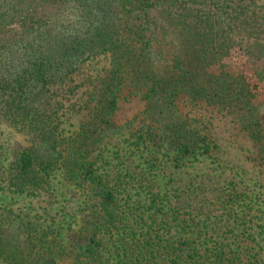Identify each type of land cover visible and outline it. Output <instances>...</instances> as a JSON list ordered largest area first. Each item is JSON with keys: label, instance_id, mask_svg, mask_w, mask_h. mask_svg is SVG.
Returning <instances> with one entry per match:
<instances>
[{"label": "trees", "instance_id": "trees-1", "mask_svg": "<svg viewBox=\"0 0 264 264\" xmlns=\"http://www.w3.org/2000/svg\"><path fill=\"white\" fill-rule=\"evenodd\" d=\"M238 36L249 40V54L264 57L263 4L0 0V123L11 125L28 140L12 149L5 170L0 165V184L33 194L47 188V175L60 166L63 177L81 187L90 207L89 223L77 243L61 247L53 246L43 230L33 229L31 220L23 219L19 211L2 208L0 257L6 264H61L64 258L70 259L67 264H94L101 233L111 232L121 220V204L115 185L102 176L90 156L110 130H120L112 116L124 86L145 100L142 112L147 120L134 135L155 152H171L175 165L210 150L198 120L176 105L180 95L206 100L230 113L252 140L254 158L264 163V127L253 102L255 87L242 74L208 70L225 57ZM98 54H108L109 65L87 90L88 117L66 135L60 126L62 98L79 86L75 75L84 61ZM257 77L264 83V69L257 71ZM238 194L234 190L230 199ZM157 195L153 194V203ZM184 213L173 219L151 218L140 239L150 262L264 264L252 230L246 232L249 237L214 240L207 224ZM242 217L243 226L251 221L245 214Z\"/></svg>", "mask_w": 264, "mask_h": 264}, {"label": "rangeland", "instance_id": "rangeland-1", "mask_svg": "<svg viewBox=\"0 0 264 264\" xmlns=\"http://www.w3.org/2000/svg\"><path fill=\"white\" fill-rule=\"evenodd\" d=\"M256 3L264 5V0ZM150 12L153 14L155 10ZM237 40L225 57L212 62L208 70H226L246 77L257 91L253 102L264 127V83L257 77V71L264 69V57L248 53L246 38L238 36ZM108 57L98 54L85 60L75 75L80 84L74 93L62 98L59 108L64 134L73 133L88 117L87 90L109 65ZM175 102L184 115L198 120L210 145L209 152L185 158L179 166L174 164L171 152H155L154 147L139 142L134 133L138 134L147 120L142 112L145 100L129 86L121 89L112 116V123L120 130H110L90 156L102 176L115 185L121 204L118 211L121 220L111 232L101 233V250L93 256L94 264H154L145 258L140 239L148 231L152 217L173 219L179 212L207 224L214 240H235V235L249 237L246 232L252 230L258 242L256 249L264 259V163L254 158L252 140L230 113L206 100H190L180 95ZM26 138L11 125L0 123L3 170L11 159L12 149L27 143ZM47 181L45 190L33 194L2 182L0 210L19 211L23 219L31 220L33 229L44 231L53 246L75 245L89 223L90 207L83 190L63 177L60 166L50 170ZM234 190L241 195L231 200L230 193ZM153 194L159 197L155 203ZM147 204L151 207L147 208ZM244 214L251 221L243 226ZM69 261V258L60 260L61 264ZM0 264H6L2 257Z\"/></svg>", "mask_w": 264, "mask_h": 264}]
</instances>
